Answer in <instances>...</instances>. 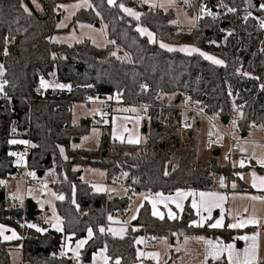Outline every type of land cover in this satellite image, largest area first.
Returning a JSON list of instances; mask_svg holds the SVG:
<instances>
[{
  "label": "trees",
  "instance_id": "obj_1",
  "mask_svg": "<svg viewBox=\"0 0 264 264\" xmlns=\"http://www.w3.org/2000/svg\"><path fill=\"white\" fill-rule=\"evenodd\" d=\"M40 1L42 10L32 11L29 15L23 11L21 0H0V64L4 66V75L0 79L7 81L4 93L14 97L12 109L6 104L0 108V179L22 171L15 168L14 157L9 155L19 151L18 144L8 141L22 138L11 135L13 128L22 133L29 125L30 141L36 145L30 149L29 169L37 172L49 167L43 166L49 155L56 162L57 175H64L65 181L71 183L54 190L65 197L55 203L56 212L63 221V231L37 232L28 227L22 240L16 242L21 244L22 263L69 264L60 255L65 238L72 237V242L85 238L89 228L94 236L80 251L81 264L90 263L92 255L105 247L112 258L109 264H114L116 259H120L121 264H138L136 240L142 234L141 227L156 238L194 234L217 235L232 241L235 231L228 228L213 229L207 224L190 227L195 216L187 204L182 216L170 221L152 217L145 202L132 223L138 230L129 227L123 239L106 232L101 234L98 229L106 226L107 213L115 215L118 211H128L130 196L134 193L216 190L208 177L210 172L223 174L228 183L237 181L228 177V174L232 176L228 164L194 168V154L186 149H180L178 160L168 169L171 152L169 149L165 153L158 151L156 140L163 131L160 123L152 118L156 117L155 109L162 106L161 102L174 96L173 105L163 107L161 114L170 123L179 125L182 121L177 106L191 98L200 102L207 115L229 119L236 116L241 135H245L252 125H259L264 134V90L261 88L264 85V28L250 18L244 20L240 13L224 15L222 11V8H239L242 0H188L189 14L201 16L202 7L213 13L209 17H198L190 32L179 31L172 24L174 15L171 11L144 9L140 20L135 21L118 6L108 5L106 0H89L92 7L78 11L72 24L94 23L97 19L105 23L109 42L104 48H96L88 42L72 46L52 42L51 37L57 32V5L76 0ZM130 1L117 0V5H128ZM138 24L153 33L155 43L136 31ZM158 41L196 47L223 60L224 65H214L197 53L189 56L167 51L158 45ZM9 45H13V49L5 55ZM114 51L117 56L111 55ZM41 77L71 85V90L53 103L36 101ZM142 85H146V89ZM117 94L122 96L126 106L148 107L151 118L148 141L142 145L114 142L107 127L96 149H72L74 140L93 127L89 119L71 124L72 105ZM24 97L31 98L30 116L22 100ZM61 148L66 160H62ZM76 165L105 170L108 183L124 179L128 195L107 197L104 193L94 192L81 182L78 172L72 170ZM0 192L3 193L1 185ZM21 212L22 209L9 206L6 199L0 201L1 224L20 230ZM10 244L0 238V264H10Z\"/></svg>",
  "mask_w": 264,
  "mask_h": 264
},
{
  "label": "rangeland",
  "instance_id": "obj_2",
  "mask_svg": "<svg viewBox=\"0 0 264 264\" xmlns=\"http://www.w3.org/2000/svg\"><path fill=\"white\" fill-rule=\"evenodd\" d=\"M141 3V7H138L135 5L137 0H131L128 5H124L125 7L131 8L134 11L141 14V12L144 9H151V10H162V11H171L174 15L172 24L177 27L179 31L182 32H190V30L194 27L195 22L198 17H201L200 14H189L187 12V3L184 2V0H175V3L169 6L168 0H151L152 3H155L157 5H163V7H149L148 4L143 3V0H139ZM82 0H76L73 2H65L61 3L59 5L64 6H71L77 3H81ZM108 4V0H106ZM21 3L26 5L30 12L36 11L39 12L42 10V4L40 0H36L35 3H33V0H21ZM37 4L39 7H37ZM90 4V2H89ZM57 5L55 9L56 16H59V19L56 21V28L57 32L51 37V41L53 42V38H55L57 44H63L67 46H72L74 44H78L81 42H88L91 45H93L96 48H104L108 44L107 39V27L106 24L101 22L99 19L96 20L94 23L90 22H79L75 24L73 23V18L80 10H87L89 7L84 6L79 9H73L71 7L68 8L67 11H65L63 8L58 7ZM109 5V4H108ZM74 13V14H73ZM126 14V13H125ZM127 15V14H126ZM128 16V15H127ZM130 17V16H129ZM132 18V17H130ZM133 20L137 21L136 19L132 18ZM56 20V17H55ZM64 24L65 27H59V25ZM80 25H91V27H80ZM138 27H143L140 24L136 26V29ZM145 28V27H143ZM147 29V28H146ZM148 30V29H147ZM149 31V30H148ZM151 32V31H150ZM141 35V34H140ZM145 37L148 41L149 38L147 35H141ZM154 36V35H153ZM161 41H158V45L160 46ZM167 44V43H164ZM172 48L179 49L184 46L189 45H173V44H167ZM193 47V46H190ZM164 49V48H163ZM166 50V49H165ZM116 56H117V51ZM182 54H186L185 52L178 51ZM195 54V53H194ZM198 54V53H197ZM187 55V54H186ZM210 55V54H209ZM217 58V57H216ZM218 59V58H217ZM211 62V61H210ZM49 82H54L53 79H48ZM89 104L87 102H76L71 107V124L77 125L79 124L81 119H89L93 122V127L91 130L81 137L78 138V143H72L71 148L72 149H87V150H94L98 147L99 140L101 134L107 129H109V135L112 141L120 143L118 140H114L112 136L113 132V119L116 118V124L117 125H124L129 130L135 129L138 131L140 137H141V143L139 144H133V145H142L145 144L148 141L149 138V127L151 125V120L148 118V116L145 114L147 113V106L140 105L143 108L137 107V106H121L115 109L112 115L109 117L103 116L99 114V101L97 99H88ZM164 100V99H163ZM174 96H169L165 103L161 102L162 106L155 109L157 111V116L153 118V121L160 123V127L163 131V135H161L159 138H157L156 142L159 145L158 151L161 153H165V150L169 149L171 152V158L169 160L168 169L173 167V164L176 163V160H178V157L180 156V149H186L190 150L193 156L192 165L194 168H208L213 167L215 164L220 166H225L228 164L229 171H232V176L228 174V177H233L237 179V181H232L230 183L227 182V178L223 174H213L210 172L208 174V177L211 178L213 184L215 185L216 191H221V189H224L227 193L225 195L228 196V201L225 204L226 209L232 210V216H226L225 219V225L229 223L235 222L233 219V216L237 214H243L245 217L252 214L253 206H255L256 214L258 217L264 218V204H261L259 201L253 202L248 199H242L241 197H247V196H264V192L257 191L256 189L251 187V176L250 173L252 171H255L257 175L264 176V168H262L256 160L264 156V135L260 127H252L249 135L246 137H242V135L238 132L237 126H233V120L236 121V116L232 117L229 121V123L223 125L220 122L219 117H212L208 115L210 119H214L215 122L219 125L218 128H214L210 125L209 120L205 119L204 115H201L196 112H192L193 115L188 117L187 112H191L188 110H179L180 111V117H181V123L178 125L176 122L170 123L168 119H166L162 114V108L171 107L173 105ZM188 100L185 101L183 104H178L177 109L180 107H186ZM123 108H136V112H124V111H117V109H123ZM146 109V110H145ZM139 116L140 123L139 126L135 123V118ZM163 116V119H162ZM212 117V118H211ZM125 118H131L125 119ZM106 119L108 123H104L103 120ZM196 123H200L198 126ZM206 124V125H205ZM213 128V129H211ZM214 136V139L210 140V135ZM125 137H127V133L124 134ZM18 137H22V135H18ZM87 137V139H85ZM218 137H222V139H218ZM240 141V149L243 147L246 149L245 152H241V150L234 151L231 149V143L228 138ZM16 140H22V138H15ZM126 143V142H125ZM207 143H209V147L207 146ZM128 144V143H126ZM163 145V146H161ZM218 151V156H213V153ZM231 153V158L226 159L225 155L226 153ZM253 153L255 154V159H250L249 157H252ZM14 157V163L17 164L16 160L17 158ZM62 160H66V156L61 154ZM247 158L249 161L253 160L255 164H251L248 167L240 168L238 166V162L241 160V158ZM24 164L25 159L23 163L17 164L20 167V173L18 175H14V178L21 177L25 174L24 171ZM233 164H236L237 166L233 167ZM78 168L77 172H82L81 179H88L91 181H94L95 184L92 185L93 191H96L95 186H100L105 189L104 183L106 182V179L104 178V175H101V173L104 174L103 170L100 168L84 165V166H74L72 168L73 171H75ZM260 168V169H259ZM56 162H54L52 159L49 163V167L45 168L43 176L41 178H38L36 176L35 179H33L31 176L28 175L30 178V181L28 183H25L21 180H15L11 179V176H7L5 179H2L5 181L4 184H2V190L5 194L6 199H8L9 206H15L20 209H22L21 214L23 217H21V223L19 225L20 230H16L15 228L6 226V228L14 230L17 235L20 237V239H13L9 241L3 240L5 242L11 243L9 245V258H10V264H21V244L16 243L17 241H21L25 230L28 228L27 225L29 224H35L38 227L47 230H53L56 231L55 228L52 226L53 223H55V218L61 217L57 214L55 209V203L58 201V199L55 198L53 193L57 194L54 190H56L55 187L61 186L66 183L64 179V175L58 176L56 173ZM27 172H35L29 169L27 166ZM238 173L243 174L244 179H240L237 175ZM224 178L225 187H220V178ZM124 183V179H121ZM232 183H235L237 185V189L242 188H248L250 190L249 192H241V191H232L230 189H233L231 187ZM43 184L47 185V188L43 187ZM55 188V189H54ZM108 192L107 194H115L117 197H125L128 195L127 188L122 186L118 187L113 182L111 184H108L107 186ZM31 190V191H30ZM98 192V191H96ZM98 193H104L105 191H100ZM18 195L22 197L23 203H21L20 199H13V196ZM150 195L146 194V192H137L132 194L130 196V208L132 209V213L134 210L142 204L145 199L144 197ZM233 196L236 198L233 199ZM154 197V195H152ZM27 201H30L34 204V210L35 215L32 220H27L24 218L25 213V203ZM41 204H43V207H41ZM247 207L248 212L244 213L243 209ZM53 209L55 212H53ZM131 211V210H130ZM220 215L219 209H215L213 211V218H218ZM62 220V219H61ZM211 223V221H209ZM262 223H264V219H262ZM124 225L122 224H110L105 226L107 229L108 227H113L119 229ZM48 227V228H44ZM252 228L251 230H247V228ZM244 229H230L227 226L224 228H228L230 230H234V237L240 236V235H251L256 231L260 232V254L261 257L264 258V228H255L252 226H249ZM58 232V231H56ZM108 233V232H106ZM110 234V233H108ZM5 235H11V232H6ZM112 237L119 238V236H113ZM188 238V243L185 244V238ZM195 237H204L205 239L210 240H222L224 243H235L237 249L242 250L245 247V242L242 240H234V241H226L220 236H205V235H182L181 237H174V238H168V237H159L156 238L155 246L149 248L146 252H159L161 253V260L167 258L171 253L175 252L179 253L180 259L185 257H190V252H193L196 256V264H200L204 261L205 256V245L202 242H198ZM67 238V237H66ZM64 241V246L62 247L63 250L65 249V243H70L73 248H75V244L77 241ZM87 234L85 238L86 239ZM233 240V239H232ZM166 241V243H165ZM238 242L241 243V245L238 244ZM193 248V250H191ZM103 249V248H102ZM179 249V250H177ZM82 250V249H81ZM80 250V251H81ZM101 249L97 250L91 258L90 263L87 264H93V257L100 251ZM182 260V259H181ZM154 263H156L154 260H152ZM78 264H81L78 260Z\"/></svg>",
  "mask_w": 264,
  "mask_h": 264
},
{
  "label": "snow or ice",
  "instance_id": "obj_3",
  "mask_svg": "<svg viewBox=\"0 0 264 264\" xmlns=\"http://www.w3.org/2000/svg\"><path fill=\"white\" fill-rule=\"evenodd\" d=\"M36 0H33V3H35ZM169 6L175 3V0H168ZM185 3L188 2V0H184ZM143 3L148 4L149 7L155 8V7H163V5H157L155 3H152L151 0H143ZM108 4L110 6H118L124 13H126L128 16L136 19L137 21L140 20L141 14L134 11L131 8L125 7L124 4H119L117 5V0H108ZM92 7L91 4H89V0H82L81 3H77L71 6H64V5H59L58 7L63 8L65 11L68 10L69 7L73 9H79L81 7ZM21 7L23 8V11L29 15H31V12L29 8L21 3ZM37 7L39 5L37 4ZM261 8H264V5H261ZM202 13L206 11L204 7L200 9ZM229 12L235 11L232 8L228 9ZM74 14V13H73ZM99 14V13H97ZM207 15H213L211 12H207ZM249 15H251L249 13ZM248 17H245V20H247ZM66 25L61 24L59 27H65ZM80 27H91V25H80ZM260 27L264 28V20L260 21ZM137 32H139L141 35H147L149 38V41L152 43H155V39L153 36V33L148 31L146 28L143 27H138L136 29ZM231 35V33H229ZM53 42H56L55 38H53ZM111 43H115V41H111ZM161 48L166 49L167 51H181L185 52L187 55L191 56L194 53H198L200 56H202L205 60L211 61L214 65H224V61L217 59L215 56L209 55L206 52L201 51L200 49L196 47H190V46H184L179 49H175L170 47L167 44L161 43L160 44ZM5 55L8 54L7 50H5ZM111 55L116 56V52H112ZM55 58V57H53ZM119 59V57H117ZM4 66L3 64H0V77L4 75ZM244 75H249L248 73H244ZM252 79H256V77H251ZM7 81L0 82V93H4V88L6 85ZM53 88V89H61L64 90L67 88L69 91L71 90V85H65L62 83H56V82H49L45 80L43 77L40 79V88L47 90L48 88ZM146 85H142V88L146 89ZM262 90H264V85H261ZM115 98L117 101L121 99V95L117 94L115 97L109 96L108 99H113ZM146 110V109H145ZM117 111H124V112H136V108H123V109H117ZM202 111V110H201ZM106 115V114H105ZM243 114L241 113V116ZM125 119H131V118H125ZM140 117L137 116L135 118V123L137 126H139L140 123ZM104 123H108L106 119L103 120ZM233 126H235L236 121L233 120ZM113 132L112 136L114 140H118L120 143H128V144H139L141 143V137L135 129L129 130L126 126L124 125H117L116 124V118L113 119ZM255 127V125H253ZM13 133L16 131L15 128L12 129ZM125 133H127V137H125ZM87 139V137L85 138ZM218 139H222V137H218ZM9 144H25L27 145L29 142L24 141V140H16V139H11L8 141ZM31 147H36L35 144H32ZM241 152H245V148L240 149ZM61 154H63L64 149H60ZM10 156H15L17 158L16 162L17 164L23 163L25 159L24 153H17V152H10ZM250 159H255V154L253 153L252 157H249ZM227 159V157H226ZM256 162L264 168V156L256 160ZM237 166L236 164H233V167ZM238 166L240 168H244L245 161L241 159L238 162ZM168 173L165 172V175ZM27 175L31 176L33 179L36 178L35 172H28ZM101 175H104L101 173ZM125 176L127 173L124 174ZM240 179H244L243 174L238 173L237 174ZM251 176V187L256 189L259 192H264V176L257 175L255 171H252L250 173ZM5 181L0 180V185L4 184ZM225 182L224 178H220V187H225ZM44 188H47L46 184H43ZM96 191H107V189H104L103 187L100 186H95ZM231 187L235 189L237 185L235 183H232ZM31 191V190H30ZM56 199L58 200H64L65 197L63 195H56L53 193ZM191 197V208L195 211V214L199 217V220L193 221L189 226L190 227H204L206 224L208 227L217 229V228H224L227 226L230 229H244L249 226L255 227V228H264V223H262L261 217H258L256 214V209L255 206H253L252 214L248 216H244L243 214H237L233 216V219L235 222L229 223L225 225V219L226 216H232V210L231 209H226L225 204L228 201V196L221 194L219 192H196V191H180L178 190L175 195H168L165 196L163 193H156L154 197L151 195H147L144 197V199L148 200V202L152 205V215L155 217H158L159 219L163 220L165 218V213L161 212L158 210V205L162 204L166 209H167V218L172 220V219H177L178 214L176 212H173L172 209L169 207V204H174L176 209L182 213L184 211V201ZM236 197L233 196V199ZM242 199H248L250 201L256 202L259 201L261 204H264V196H247V197H241ZM13 199H20L21 203H23L22 197L15 195L13 196ZM75 203V201H73ZM144 205L141 204L140 207L142 208ZM41 207H43V204H41ZM215 209H219L220 215L218 218H213V211ZM139 211V209H137ZM53 212L55 210L53 209ZM244 213L248 212V208L245 207L243 209ZM137 217L135 214L131 217L132 220H135ZM108 221L110 224H121V221L119 220H114L111 215L108 216ZM211 221V223H209ZM126 225L127 222H124ZM63 221L59 218H55V223H53V227L55 228L56 231L62 232L63 231ZM29 228H35L37 232H43L44 229L38 227L35 224H29L27 225ZM133 231H137L138 229L133 228ZM98 231L101 234H104L105 232H108L112 234L113 236H119L120 239L124 238V235L127 233L128 229L126 226H122L119 229L113 228V227H108L107 229L105 227H100ZM6 232H11V235H5ZM94 236L93 230L89 228L87 230V238L86 239H81L76 242L75 248L72 247L70 243H65V249L62 250L60 255L61 256H67L68 252L72 253L71 258H75L77 261L80 258V250L86 245L89 240H91ZM0 238H3L5 241L13 240V239H20V237L17 235V233L9 228H6L4 225H0ZM72 237H67L66 241H71ZM198 242H202L205 245V256H204V261L202 264H207V261L209 258L211 260L216 261L217 264H264V258L261 257L260 254V232L256 231L251 235H240L234 237V240H242L245 242V247L240 250L237 249L235 243H224L222 240H210V239H205L204 237H195ZM137 244H142L144 243L143 238L136 240ZM166 243V241H165ZM188 243V238H185V244ZM179 250V249H177ZM147 258L154 260L156 264H161V253L159 252H143V251H138L137 252V258ZM112 260L110 256L107 255V247L101 249L94 257H93V264H109V261ZM114 264H121L120 259H116L114 261Z\"/></svg>",
  "mask_w": 264,
  "mask_h": 264
},
{
  "label": "built area",
  "instance_id": "obj_4",
  "mask_svg": "<svg viewBox=\"0 0 264 264\" xmlns=\"http://www.w3.org/2000/svg\"><path fill=\"white\" fill-rule=\"evenodd\" d=\"M136 6L141 7V3L139 0H137V2L135 3ZM261 5H264V0H242L241 5L239 6V8H234L235 11L233 12H229L228 9L229 8H222L223 14H236V13H240L241 17L245 20V17L247 16L248 18L252 19L255 24L257 26L260 27V21L263 20L264 17V8H261ZM207 11H205L204 13H201V17H209L210 15L206 14ZM249 13L251 15H249ZM213 21H215V18H213ZM0 82H3L2 79H0ZM54 82L59 83L57 80H55ZM70 91L65 88L64 90L61 89H53V88H48L47 90L41 89L39 88L36 92V96L35 99L36 101H43V102H47V103H53L57 100H59L61 97H63V95L69 93ZM14 97L7 95L6 93H0V104L1 107L3 104H6L8 106L9 109H12V101H13ZM99 101V109L98 112L99 114L109 117L110 115L113 114V112L115 111L116 108L121 107V106H126L122 103V96L121 99L119 101H117L115 98L113 99H108L107 98H96ZM23 102L26 104L27 109H28V114L30 116L31 113V106H30V100L31 98H22ZM85 102H87L89 104V100L87 99ZM179 110H188L191 112H196L199 113L201 115H204L205 119L209 120V123L212 127L214 128H218L219 125L215 122V120L212 118L210 119L208 117V115L203 111L201 104L199 101L194 100V99H188V102L186 104V107H180L178 108ZM202 110V111H201ZM106 114V115H105ZM30 124V122H29ZM213 129V128H211ZM22 140L24 141H28L29 143L27 145L25 144H19L20 145V150L19 153H24L25 155V164H24V171L25 174L21 177L18 178H14L15 176H12V180H21L25 183H28L30 181V178L27 175V166H28V157H29V153H30V149H31V141H30V126L28 125L27 128L22 132V133H18V132H14L11 135L13 137H17L18 135H22ZM210 140L212 141L214 139V136L211 134L210 136ZM230 140L231 143V149L234 151H237L240 149V141L231 139L230 137L228 138ZM207 146L209 147V143H207ZM231 153H226L225 158L227 157V159L231 158ZM245 161V167H248L250 165V161L247 158H241ZM1 180V179H0ZM115 183H117L118 185H123V182L119 181V180H114ZM5 195V194H4ZM6 199V197L4 198ZM7 202L8 199H6ZM118 214H121V212L118 211ZM105 225H110V223L107 222V214L105 216ZM142 229V234L140 236V239L143 238L144 243L139 244V251H143L146 252L149 248L154 247L155 246V242H156V237L146 233L145 229L143 227H141ZM68 261L69 264H78V261L75 258H71L72 257V253L68 252L67 256H64ZM22 264V263H21ZM138 264H156L153 261H150L147 258H140L138 259ZM161 264H183L180 260L178 259H170L166 262H161ZM202 264V263H200ZM207 264H217L216 261L213 260H208Z\"/></svg>",
  "mask_w": 264,
  "mask_h": 264
},
{
  "label": "crops",
  "instance_id": "obj_5",
  "mask_svg": "<svg viewBox=\"0 0 264 264\" xmlns=\"http://www.w3.org/2000/svg\"><path fill=\"white\" fill-rule=\"evenodd\" d=\"M131 106H137V107H140V108H143L142 106H140V105H131ZM147 116H148V118L151 120V118H150V116L148 115V113H145ZM193 115V113L192 112H187V116L188 117H190V116H192ZM157 116V115H156ZM153 119V118H152ZM231 119V118H230ZM230 119H229V121H230ZM229 121L227 122V123H229ZM200 123H196V125L198 126ZM206 125V124H205ZM255 126H257V127H260L259 125H255ZM252 127H253V125L250 127V129H249V131L245 134V137L247 136V135H249V133H250V131H251V129H252ZM261 128V127H260ZM261 130H262V128H261ZM264 135V134H263ZM18 149L20 150V145L18 144ZM17 153H19V151L17 152ZM250 163L251 164H255V162L253 161V160H250ZM84 166V165H83ZM15 168L16 169H20V167L17 165V164H15ZM78 170V168L75 170V171H77ZM103 170V169H102ZM103 172H104V178L106 179V173H105V170H103ZM81 176H82V172H80V174H79V179L81 180V182H83V183H85V184H87V185H89L91 188H92V190H93V187H92V185L93 184H95L94 183V181H91V180H88V179H86V180H84V179H81ZM119 181H121L122 182V180L120 179ZM108 184H111V183H108V182H105L104 183V186H105V189H107V191H105V195L108 197V196H115V194H107V192H108V188H107V186H108ZM113 184H115L116 186H118V187H122V186H124V187H126L125 185H124V183H123V185H118L117 183H115L114 181H113ZM180 191H194V190H191V189H179ZM230 190H232V191H241V192H249L250 190H248V188H242V189H237V188H235V189H230ZM178 190H176V191H174L173 193H171V194H164L165 196H168V195H175V193L177 192ZM94 192H96V191H94ZM196 192H201V191H196ZM204 192H219V193H221V194H226L227 192L224 190V189H221V191H216V190H205ZM158 193V192H157ZM161 193V192H160ZM258 193H260V192H258ZM146 194H149V193H146ZM156 194V193H155ZM155 194H150L151 196L152 195H154L155 196ZM191 197H189V198H187L185 201H184V209H185V206H186V204L190 207V209L192 210V213H193V215L195 216V219L193 220V221H197V220H199V217L195 214V211L191 208ZM147 203L148 205H149V209H150V214H151V216L152 217H154V218H156V219H159L158 217H155V216H153L152 215V205L148 202V200H146L145 199V201L142 203V204H144V203ZM141 205V204H140ZM140 205L134 210V212L132 213V209L131 208H129L128 209V211H126V212H123V213H121V214H118V213H116L115 215H111V214H108L107 213V222L109 223V221H108V216L109 215H111L112 217H113V219L114 220H119V221H121V224L122 225H124V226H126L127 227V229L130 227H132L133 228V226H132V223H133V221L134 220H132L131 219V217L133 216V214H135L136 215V217H137V214H138V211H137V209H140L141 207H140ZM169 207L172 209V211L173 212H176L177 214H178V217L180 218L181 216H182V214H183V212L182 213H180L177 209H176V207H175V205L174 204H169ZM131 210V211H130ZM158 210L159 211H161V212H164L165 213V218L166 219H168L167 218V209L162 205V204H160V205H158ZM179 218H177V219H179ZM159 220H161V219H159ZM168 220H170V219H168ZM172 220H174V219H172ZM171 221V220H170ZM192 221V222H193ZM124 222H127V224L125 225L124 224ZM191 222V223H192ZM190 223V224H191ZM107 226V225H106ZM44 228H48V227H44ZM199 228V227H198ZM210 228V227H209ZM217 229H222V228H217ZM252 228H247V230L246 231H248V230H251ZM234 231V230H233ZM191 235H194V234H191ZM125 236V235H124ZM194 236H197V235H194ZM179 237H181V236H179ZM138 239H140V237L138 238ZM137 239V240H138ZM232 241H234V235L232 236ZM238 244H240L241 245V243L240 242H238ZM139 245V244H138ZM21 247V246H20ZM240 247H242V245L240 246ZM191 250H193V248H191ZM20 252H21V250H20ZM193 252H195V251H193ZM193 252H190V257L189 258H185V257H183V258H181L180 259V256H179V253H177V251H175V252H170L171 254L167 257V258H165V259H162L161 260V262H166V261H168V260H170V259H178V260H180L183 264H196V256H195V254L193 253ZM150 261H152L151 259H149ZM208 260H211V258H209ZM21 263H22V261H21ZM23 264V263H22Z\"/></svg>",
  "mask_w": 264,
  "mask_h": 264
},
{
  "label": "water",
  "instance_id": "obj_6",
  "mask_svg": "<svg viewBox=\"0 0 264 264\" xmlns=\"http://www.w3.org/2000/svg\"><path fill=\"white\" fill-rule=\"evenodd\" d=\"M58 19H59V16H56V21H57ZM16 42H17V41H15V43H16ZM12 49H13V45H9V46L7 47V51H8V52H11ZM0 60H2V59H0ZM0 108H1V104H0ZM228 121H229V118H228L227 116H224V117H222V118L220 119V122H221L223 125L227 124ZM242 137H245V135H242ZM78 141H79L78 138H76V139L74 140V143H78ZM218 155H219L218 151H216V152L213 153V156H218ZM50 161H51V156L48 155L47 158L45 159V161L43 162V166H48L49 163H50ZM43 173H44V171H42V170L37 171V172H36V176H37L38 178H41V177L43 176ZM79 174H80V173H78V175H79ZM4 198H5L4 193L0 192V201H3ZM25 209H26V210H25V213H24V218L27 219V220H32L33 217H34V215H35L34 204L31 203L30 201H27V202L25 203ZM20 217H23V215L20 214Z\"/></svg>",
  "mask_w": 264,
  "mask_h": 264
}]
</instances>
